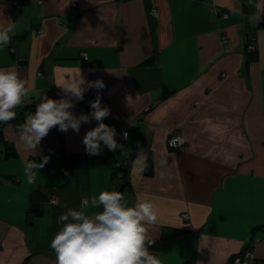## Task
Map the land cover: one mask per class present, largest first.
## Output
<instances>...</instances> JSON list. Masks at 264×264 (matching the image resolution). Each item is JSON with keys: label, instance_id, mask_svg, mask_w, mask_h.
I'll use <instances>...</instances> for the list:
<instances>
[{"label": "crops", "instance_id": "obj_1", "mask_svg": "<svg viewBox=\"0 0 264 264\" xmlns=\"http://www.w3.org/2000/svg\"><path fill=\"white\" fill-rule=\"evenodd\" d=\"M7 19L16 35L0 45V69H15L32 85L15 109L33 105L23 124L45 94L60 99L56 83L80 68L88 80L105 82L104 122L126 152L87 154L82 141L95 120L79 133L54 127L37 152L19 141L20 126L0 123L17 152L0 172L19 178L0 187V264H56L50 245L64 205L79 210L83 197L117 192L125 174L127 205L139 198L157 206L158 222L147 227L155 240L149 252L161 264H226L251 241L252 264H264V231H253L264 225V7L249 0H0V22ZM251 36L256 61L246 52ZM148 59L154 63L144 65ZM97 95L90 89L84 98ZM80 102L74 113H89ZM172 132L185 140L178 150L167 146ZM44 156L49 162L29 184L25 161ZM33 192L56 195L58 203L43 202V214L28 221Z\"/></svg>", "mask_w": 264, "mask_h": 264}, {"label": "clouds", "instance_id": "obj_2", "mask_svg": "<svg viewBox=\"0 0 264 264\" xmlns=\"http://www.w3.org/2000/svg\"><path fill=\"white\" fill-rule=\"evenodd\" d=\"M249 4L256 9L264 7V0ZM16 22L7 19L0 22V45L9 46L16 35ZM93 71V70H90ZM61 98L51 99L46 94L36 105L35 112L29 115L19 128V141L26 150L37 149L51 129L58 126L59 131L80 132L81 125L93 120L97 126L88 130L83 137V144L89 156L100 155L104 148L110 151L126 152L123 144L116 139L114 127L104 121L110 115V109L102 106L99 90L106 87L102 79L90 81L79 68L69 75L63 83H56ZM96 89L97 98L90 102L91 111L76 115L75 103L82 101L85 93ZM32 91L31 83L20 77L12 68L0 69V123L12 121L17 109ZM124 132V139H128ZM139 149L136 160H139ZM49 162V157H42V162L26 160L25 176L29 184L36 182L37 169ZM136 161H133L135 164ZM67 175V171L65 172ZM66 211L59 216L60 230L51 241V249L56 256V264H161L156 254L149 252V246L155 243L150 236L149 225L158 222V209L151 201L137 203L129 207L122 193L104 191L98 197L81 199L79 210L64 205ZM89 210H96L89 215Z\"/></svg>", "mask_w": 264, "mask_h": 264}, {"label": "trees", "instance_id": "obj_3", "mask_svg": "<svg viewBox=\"0 0 264 264\" xmlns=\"http://www.w3.org/2000/svg\"><path fill=\"white\" fill-rule=\"evenodd\" d=\"M11 48V47H10ZM257 49L254 50V51H249V58L250 60H253V61H256L257 60ZM83 53H81V57L84 58V56L82 55ZM87 60V59H86ZM85 60V61H86ZM22 62V61H21ZM154 63L153 59H148L146 60L143 64L144 65H152ZM173 92V91H171ZM170 92H165V94H168ZM32 107L33 105H29L27 107H25L24 109H20V110H15L16 112V116L15 118L12 120V121H9V123H12L14 124V126H21L23 124V121L26 117L27 114H29L32 110ZM3 132L0 130V141H3L4 138H3ZM5 141V140H4ZM17 156V152L14 148V146L10 143H8L7 141H5V146H4V149L3 151H0V164L2 161H5L7 159H10V158H13V157H16ZM117 175V172L115 173V175H113V178H115V176ZM145 175L146 176H151L152 175V160L150 158H148L147 160V164H146V168H145ZM126 174L125 175H122L120 176V179L122 180V184L120 185L121 187L118 188L117 192H120L122 193L123 189L126 187V186H129L130 185V182L129 180L126 178ZM2 179H4L2 181ZM19 178H17L15 175H12V174H7L6 176H4L1 172H0V187L1 185L3 184V182L5 180H9L10 182L12 183H16L18 181ZM37 192H33L31 195H30V199H29V202H30V205H29V208L27 210V215H28V221H30V219L34 218V217H38V216H41L43 213H42V204L43 202H47V201H51V196L50 194L48 195V197L44 196V197H40V196H37L36 195ZM55 199L58 200L57 196L54 195ZM260 230H263L264 231V225H259V226H256L253 231L256 232V231H260ZM252 244V241L250 243V245ZM250 247V246H249ZM243 254V252H242ZM240 254H237V255H233L232 257H230V259L227 261L226 264H235V259L237 258V256H239ZM26 263V262H25ZM182 264H194V262L192 261H186Z\"/></svg>", "mask_w": 264, "mask_h": 264}, {"label": "built area", "instance_id": "obj_4", "mask_svg": "<svg viewBox=\"0 0 264 264\" xmlns=\"http://www.w3.org/2000/svg\"><path fill=\"white\" fill-rule=\"evenodd\" d=\"M149 14H150L151 16H153V17H157V16H158V11H157V9L153 8V9L150 10ZM225 16H227V14H225ZM38 33H39V34H43V30H40ZM223 40H224V42L227 41L226 38H223ZM256 44H257V43H256V38H255V37H250V38H249V41H248V44H247V47H246L247 52L256 50V49H257ZM10 51H11V52H14L15 49H14L13 47H11V48H10ZM82 55L84 56L85 59H87L86 54H82ZM91 101H92V100L87 99V100H85V101L83 102V104H84L86 107H90V102H91ZM124 132H127V133H128V131H127L126 129H122V130H121V132H120V134H119V139H120L121 141H127V139L125 140L124 137H123V133H124ZM184 144H185V140H184V138H183L181 135L177 134L176 132H175V133H171V134L169 135L168 139H167V146H168V148L171 149V150H177V149L183 147ZM117 166H119V164H117ZM54 200H55L54 203H56V202H57V199H54ZM52 202H53V201H52ZM187 217H188L187 215H184V218H187ZM252 257H253V256H252L251 252H248V253L246 254L245 258H244V257H243V258H238V259L236 260V263H237V264H248L249 259H251Z\"/></svg>", "mask_w": 264, "mask_h": 264}, {"label": "bare ground", "instance_id": "obj_5", "mask_svg": "<svg viewBox=\"0 0 264 264\" xmlns=\"http://www.w3.org/2000/svg\"><path fill=\"white\" fill-rule=\"evenodd\" d=\"M156 9V8H155ZM224 16H225V14H224ZM158 17V16H157ZM39 35H43V34H39ZM252 37V36H251ZM223 38H226V37H223ZM227 39V38H226ZM248 41H249V39H248ZM248 44V43H247ZM246 47H247V45H246ZM256 47H257V44H256ZM246 52H247V50H246ZM247 53H249V52H247ZM83 54H86V53H83ZM86 56H87V54H86ZM87 59H88V57H87ZM84 60H86V59H84ZM87 99H90V100H92V101H94L92 98H84L81 102H80V104H81V106L83 107V108H86V109H88V110H91V108L90 107H86L84 104H83V102L85 101V100H87ZM122 117H124V116H122ZM127 130V129H126ZM128 131V130H127ZM173 133V132H172ZM128 134H129V132H128ZM171 134V133H170ZM128 137H129V135H128ZM169 137V136H168ZM168 139V138H167ZM118 140H120V139H118ZM128 140V139H127ZM121 141V140H120ZM123 142H125V141H123ZM185 145V144H184ZM182 148V147H181ZM180 149V148H179ZM178 150V149H177ZM117 164H119V166H117ZM116 164V168H120L121 167V164L120 163H117ZM186 215V214H185ZM183 217H184V215H183ZM250 246V247H249ZM253 245H248L247 246V248L243 251V254L242 253H240V255L239 256H237V258L235 259V264H237L236 263V260L238 259V258H245V256H246V254L248 253V252H251V254H252V258L251 259H249V261H248V264H252V262L254 261V254H253Z\"/></svg>", "mask_w": 264, "mask_h": 264}, {"label": "rangeland", "instance_id": "obj_6", "mask_svg": "<svg viewBox=\"0 0 264 264\" xmlns=\"http://www.w3.org/2000/svg\"><path fill=\"white\" fill-rule=\"evenodd\" d=\"M3 180H4V179H2V181H3ZM50 196H51V197H50V198H51V201H53V203H54V202H55V200H54V199H55L54 195L51 194ZM57 203H58V201H57L56 203H54V204H57Z\"/></svg>", "mask_w": 264, "mask_h": 264}]
</instances>
